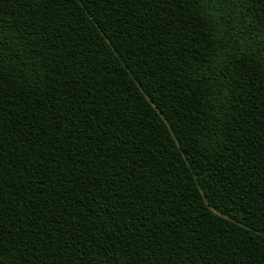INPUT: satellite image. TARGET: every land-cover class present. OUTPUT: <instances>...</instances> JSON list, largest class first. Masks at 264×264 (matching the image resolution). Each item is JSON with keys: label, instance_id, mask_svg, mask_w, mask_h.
<instances>
[{"label": "trees", "instance_id": "16d2710c", "mask_svg": "<svg viewBox=\"0 0 264 264\" xmlns=\"http://www.w3.org/2000/svg\"><path fill=\"white\" fill-rule=\"evenodd\" d=\"M0 264H264V0H0Z\"/></svg>", "mask_w": 264, "mask_h": 264}]
</instances>
